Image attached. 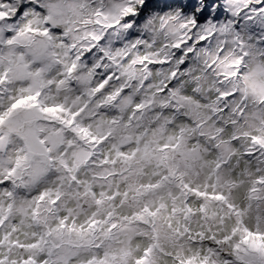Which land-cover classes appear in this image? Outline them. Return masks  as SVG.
Returning a JSON list of instances; mask_svg holds the SVG:
<instances>
[{
	"label": "clouds",
	"instance_id": "obj_1",
	"mask_svg": "<svg viewBox=\"0 0 264 264\" xmlns=\"http://www.w3.org/2000/svg\"><path fill=\"white\" fill-rule=\"evenodd\" d=\"M78 3L83 4L78 9L80 15L69 16L74 23L61 24L60 33L54 34V43L63 45L54 49L60 62L43 61L33 67L45 68L46 79L60 80L69 65H77L66 85L45 90L46 103L65 104L73 111L83 107L78 124L88 130V136L81 139L65 131V140L71 142V147L65 143L55 155L67 168L60 164L43 165L17 137L0 149L4 168L10 163L14 166L17 157H28L8 190L15 194L12 202L18 208L27 213L37 206L42 216L41 220H32L15 215L9 226L14 222L24 225L26 237L43 231L45 221L52 225L65 216L85 224L94 214L102 217L113 203L120 215L132 216L144 204L151 205L152 198L131 197L124 202L105 201L103 205L96 201L104 194L127 192L141 182L151 181L161 155L186 170L198 171L196 179L203 185L218 177L225 187H231L236 200L246 202L249 189L264 179V89L254 87L264 83V40L258 39L255 32L245 34L248 56L244 57L242 49L232 42L233 37L222 33L195 49L185 58L187 67H183L178 62L177 49L172 47L182 38L183 30L161 28L158 21L151 25L141 21L131 29L137 35H130L122 23L110 28L104 26L112 23L110 20L99 25L83 23L85 19L95 21L92 13L106 0ZM67 28L73 31L66 32ZM89 32L100 39L93 41L85 36ZM144 57L148 62H141ZM237 59L239 65L235 64ZM222 93H228V98ZM109 96L115 98L109 100ZM137 105L145 107L137 113ZM91 137H96L95 145L88 143ZM175 141L179 142L176 150L163 154L158 151L162 145ZM137 149L141 151L134 162L136 170L129 172L132 162L119 153L132 154ZM145 149L149 151L147 158ZM37 167L47 170L30 181L29 169ZM21 183L28 186L22 187ZM43 192L50 193L49 199L61 197L51 215L47 209L52 206L47 201L36 203ZM5 203L9 201L5 199ZM193 204L197 206V202ZM144 231L143 225L133 227L134 250L144 246L139 235ZM130 235L122 232L112 241L104 240L102 234L98 238L106 247H112L116 240L128 246ZM91 251L67 253L69 264H85ZM158 264L169 261L160 256Z\"/></svg>",
	"mask_w": 264,
	"mask_h": 264
},
{
	"label": "snow or ice",
	"instance_id": "obj_2",
	"mask_svg": "<svg viewBox=\"0 0 264 264\" xmlns=\"http://www.w3.org/2000/svg\"><path fill=\"white\" fill-rule=\"evenodd\" d=\"M82 7L78 0H0V149L17 137L43 165L60 164L67 168L55 155L65 143L71 147V142L65 140V131L81 139L88 136V130L78 124L83 107L73 111L65 104L46 103L45 90L66 85L77 65H69L60 80L46 79L45 68L33 67L43 61L60 62L54 49L63 45L54 43V34L60 33L61 24L74 23L69 16H79L78 9ZM92 15L95 21L82 22L99 25L110 20L112 23L104 25L109 28L122 23L130 35H137L131 29L141 21L147 25L158 21L161 28L183 30L182 38L172 45L183 67H187L186 57L219 34H230L244 57L248 56L245 34L255 32L258 39L264 40V0H106ZM71 31L72 28L66 29ZM85 36L93 41L100 39L91 32ZM141 62H148V58ZM235 64L239 65L240 60ZM254 87L264 89V83ZM172 95L175 97L176 93ZM222 96L228 98V93ZM144 107L137 105V113ZM96 142V137L88 140L93 145ZM178 147L179 142L175 141L162 145L158 151L163 154ZM140 151L119 153L132 162L129 172H135L134 162ZM144 155L149 156L147 149ZM27 159L17 157L14 166L10 163L7 168L0 162V264H69L67 253L81 249L94 250L85 264H158L160 256L166 257L169 264H264V179L249 189L246 202H240L231 187H225L218 177L203 185L196 179L198 171L186 170L161 155L151 181L141 182L127 192L104 194L96 201L103 205L105 201L124 202L131 197L152 198L151 205L144 204L132 216H122L113 203L102 217L94 214L85 224L65 216L52 225L45 221L43 231L24 237V225L14 222L9 226L13 216L32 220H41L42 216L37 206L27 213L18 208L12 202L15 194L8 189ZM46 170L30 168L28 179L35 181ZM72 179L75 181L76 177ZM49 197L50 193L43 192L36 203L47 201L52 206L47 209L51 215L61 197ZM135 225H143L146 231L139 234L144 246L134 250L131 240ZM122 232L132 234L128 246L116 240L112 247H106L98 238L102 234L104 240L112 241Z\"/></svg>",
	"mask_w": 264,
	"mask_h": 264
}]
</instances>
